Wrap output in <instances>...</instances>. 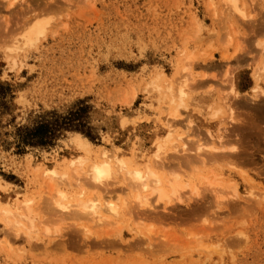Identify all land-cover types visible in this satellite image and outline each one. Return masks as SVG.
<instances>
[{
	"label": "rangeland",
	"instance_id": "rangeland-1",
	"mask_svg": "<svg viewBox=\"0 0 264 264\" xmlns=\"http://www.w3.org/2000/svg\"><path fill=\"white\" fill-rule=\"evenodd\" d=\"M35 20L43 33L26 43ZM262 59L264 0H0V212L30 200L32 219L0 221V264H264V97L249 98ZM183 64L185 89H199L180 99ZM168 129L185 150L170 145L153 168L188 181L178 201L139 207L120 172L102 186L86 178L104 149L142 168ZM75 135L91 145L82 175L68 165ZM215 175L236 195L211 191ZM53 189L67 212L45 203ZM86 199L100 222L76 214Z\"/></svg>",
	"mask_w": 264,
	"mask_h": 264
},
{
	"label": "bare ground",
	"instance_id": "bare-ground-1",
	"mask_svg": "<svg viewBox=\"0 0 264 264\" xmlns=\"http://www.w3.org/2000/svg\"><path fill=\"white\" fill-rule=\"evenodd\" d=\"M228 1L232 2V0H228ZM45 24H46V21L45 22H40V21H36L35 20L34 23H32L31 26L29 27V29H28L25 37H24L25 38V42L26 43H32V41H35L40 35H42ZM179 50H182V49H179ZM203 51H205V50H203ZM180 55L181 54H179V56ZM182 55H183V58H184V60L182 59L183 60L182 63H184V62L189 63L191 57L190 56L186 57L185 54H182ZM176 57H177V55H176ZM180 58H181V56H180ZM187 63H186V66H188ZM226 63H228V62H226ZM186 66L183 64L181 66V70H180V73L183 76V77L181 76L182 77V79H181L182 83L179 82V83H181V84H179V83L176 82V86H178L177 87L178 91H179L178 95L180 96L179 97L180 99L183 98L182 97L183 92H184V94H188L189 93V92L188 93L185 92L184 90L189 91V90H192V88H193V91H194L196 89H199L198 88L199 86H197L196 88H194V87L189 88L188 87L189 89H185L188 86V83H186V79H187V77L189 75L188 67H186ZM236 67L234 66V68H236ZM234 68H232V69H234ZM228 72H230V71H228ZM227 74L231 75L230 73H227ZM180 75H179V77H180ZM157 76H159V75H156V78H157ZM179 77H177V78L179 79ZM252 78H254L253 83H255V87L252 89V92H251L252 95L249 98H250V101H251L250 103L252 104V102H253V104H255L254 101H259L260 102L261 98L264 97V91L259 86L260 83L258 84L259 81L264 80V59H262V64L261 65L259 64L258 68H256V70L254 71ZM178 81H180V80H178ZM228 82H230V80H228ZM171 84H173V83H171ZM177 84H179V85H177ZM167 85L168 84L166 83V87H170L171 91L175 87V85H172V86H169V85L167 86ZM166 89H168V88H166ZM228 91H230L229 92L230 94L231 93L233 94V97L235 99H238L237 98V94L233 91L232 87H230V90H228ZM183 96L185 98V95H183ZM241 96H243V95H241ZM245 96H246V94H245ZM186 97H187V95H186ZM234 98H232V99H234ZM240 98H242V97H240ZM186 100H187V98H186ZM181 102H182V100H181ZM257 103H256V106L258 104H260V106H261V103H258V104ZM176 115H177V111L176 110H172V111L170 110L169 118L170 117L171 118H175ZM228 116L230 117L231 115H228ZM229 117H228V119H229ZM231 118L232 117H230V120L233 119V118L232 119ZM169 122L171 123V121H169ZM189 124L192 125L190 122H189ZM169 127L170 126H168V128ZM191 127L192 126H190V128ZM170 129H172V128L170 127ZM187 129H189V128H187ZM192 129H193V127H192ZM194 129H196V128H194ZM170 131L171 130H169V132L167 131V133H165V135L163 137L158 138L155 141V143H154V151H153V154L151 155V160H148V161L146 160V162L144 163L142 168H138V167L134 168L133 166L129 167V163H128L129 160L127 161V158L125 159V158L116 156V154H115L116 152L114 153L115 155L114 154H110V152H109L110 150L107 151V150L104 149V150H101L98 153V155H96L100 160L97 161V162L94 161L93 163L91 162L92 164L90 163V165L87 166L88 169H87V172L85 173L86 178L88 177V179L93 184H95V186L96 185L97 186H102V185L105 184V182L108 179H110L111 177L114 176V171L115 170L117 171L118 174L120 172V174L124 175L125 178L127 179L129 186L132 189L136 190L134 198H135L137 206H139V207H152V205H151L152 203L165 205V204L170 203L173 200L174 201H178L180 199V195L182 194V192L188 187V184H187L188 181L180 180V177H179L178 174H173V175H169V176H162L159 173H157L156 171H154V168H153V166H155V165L161 166V164H162L161 161L164 158L166 150L168 149V147L170 145H171L172 149H175L176 151H177L176 148H181V150H183L181 145H179V147H178L177 144H174L176 142L172 141L173 140V136H172V131L173 130L171 132ZM190 132L192 133V131H190ZM190 132H189V134H190ZM204 132L205 131H203V133ZM220 132H219V134H220ZM200 135L201 134H199V136ZM196 136H198V135H196ZM196 136H195V140L197 139ZM205 136H206V134H205ZM180 137H177V139L181 140L182 137L181 138ZM200 137H199V139L203 138V136H202V138H200ZM218 137L220 138L221 135L218 136ZM210 138L211 139L208 142H206V144H205L206 149L208 150V152L209 151L210 152L218 151V148H215L214 146L216 144L220 143V139H217V143H216L215 139H213L212 135H210ZM185 141H184V143H186L187 146L184 144L185 145V147L183 146L184 148L189 146L188 145L189 142L187 143L188 139H187L186 142ZM191 142L192 143H196V142H193V140L190 141V144H191ZM72 144L76 148V150L79 151V153H81V154H79L77 157L73 158L72 160H69L68 161V165H69V168L74 169V170H72V171H74L73 175L74 174L79 175V174L82 173V172H80V170H81L80 168H82L84 165L86 166V164H88L90 162V156H91L90 146L91 145H90L89 142H87L85 139L81 138L79 135H75V137L72 140ZM200 146L201 145H199V144L195 145L194 148L196 149V152L203 151L202 148H199ZM233 149L234 148H231L230 150H233ZM149 158H150V155H149ZM112 163H114V164H112ZM114 167H115V169H113ZM42 175L44 177H48V178H53V177H59L60 176L61 177L60 179H62V178L66 177L65 176L66 174L59 175L55 168L54 169H51V168L50 169H46V168L43 169L42 170ZM82 177H85V176L83 175ZM204 179H205L206 186L209 187L211 189V191L217 193L218 191L223 192L226 189L227 191L230 190L232 195H236L235 183H233V182L225 183L217 175L213 176V178L205 177ZM221 192L219 194H221ZM150 197H152V198H150ZM65 199H66V196L61 191H58L57 189L56 190L53 189V190L50 191V193L48 195V199L46 200L45 203H47L48 206H50L52 210H56V211H59L61 213H64V212H67L69 210V207H70L69 204H65L64 203ZM217 199H219V198H217ZM150 202H152V203H150ZM30 204H31L30 200H23L22 202H20V204H19L20 206H18L17 208H15L13 210L12 209H8V208L2 209L1 212H0L1 213L0 221L2 223H4L5 225H8V226H10V224L11 225L12 224H14V225L17 224V225L23 226L21 223L24 222V221H27V222H29L31 224L32 219L29 218V216H30ZM104 205H103L104 207L102 209L104 210V212L107 215L112 216V217H117V215L119 213V209L116 206H114L111 203H106ZM73 206L76 208V214H78L80 216H85V217L96 216L97 218H95V219L98 222H100L102 220L101 219L102 217H101V215L98 212V206L99 205L97 206L96 203H94L90 199H88V200L86 199V201H84V202L78 201ZM47 212H49V211H47ZM51 215H53L52 212H51ZM13 216L14 217L16 216L17 219L15 220ZM9 218L14 219V221L12 222V220H10ZM104 218H107V217H104ZM31 226H32V224H31ZM34 228L32 227L33 230H35ZM27 229L29 230V227ZM29 231H31V230H29ZM45 234L47 235L48 231H45Z\"/></svg>",
	"mask_w": 264,
	"mask_h": 264
}]
</instances>
